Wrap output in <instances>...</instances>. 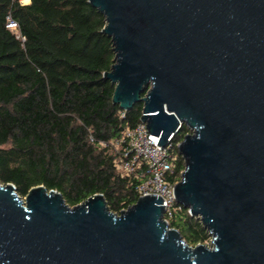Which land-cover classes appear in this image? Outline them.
<instances>
[{
  "label": "water",
  "instance_id": "95a60500",
  "mask_svg": "<svg viewBox=\"0 0 264 264\" xmlns=\"http://www.w3.org/2000/svg\"><path fill=\"white\" fill-rule=\"evenodd\" d=\"M106 19L113 104L167 146L180 130L174 193L212 246L189 245L163 197L120 214L103 194L71 207L39 185L0 182V264H264V0H89ZM145 94V96H142Z\"/></svg>",
  "mask_w": 264,
  "mask_h": 264
},
{
  "label": "trees",
  "instance_id": "16d2710c",
  "mask_svg": "<svg viewBox=\"0 0 264 264\" xmlns=\"http://www.w3.org/2000/svg\"><path fill=\"white\" fill-rule=\"evenodd\" d=\"M105 26L89 0H0V182L22 198L43 185L74 207L101 193L117 214L139 199L140 180L122 177L103 145L143 114L142 103L128 111L113 104L104 74L116 53ZM189 133L183 125L173 139V181L185 170L178 144ZM169 225L191 246L211 240L183 206Z\"/></svg>",
  "mask_w": 264,
  "mask_h": 264
},
{
  "label": "built area",
  "instance_id": "2783aa9c",
  "mask_svg": "<svg viewBox=\"0 0 264 264\" xmlns=\"http://www.w3.org/2000/svg\"><path fill=\"white\" fill-rule=\"evenodd\" d=\"M8 27L16 29L17 24L11 21ZM182 126L180 124L178 128ZM173 139L169 140L167 146L159 145L160 138L151 134L146 124L140 122L134 128H126L118 138L103 144L116 155L114 166L122 177L140 180L137 188L139 197L154 194L165 199L162 205H166L164 218L168 223L182 206L174 193L180 180H172L177 160Z\"/></svg>",
  "mask_w": 264,
  "mask_h": 264
},
{
  "label": "rangeland",
  "instance_id": "374dc122",
  "mask_svg": "<svg viewBox=\"0 0 264 264\" xmlns=\"http://www.w3.org/2000/svg\"><path fill=\"white\" fill-rule=\"evenodd\" d=\"M28 2H29V1H27V0L24 1V3H28ZM178 153H179V152H178ZM23 199H24V198H23ZM205 245L211 247V246H212V239H211L208 243H206Z\"/></svg>",
  "mask_w": 264,
  "mask_h": 264
}]
</instances>
